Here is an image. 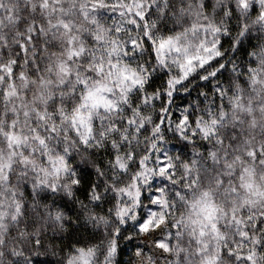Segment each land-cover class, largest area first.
I'll return each instance as SVG.
<instances>
[{"label": "snow or ice", "instance_id": "6c2138e0", "mask_svg": "<svg viewBox=\"0 0 264 264\" xmlns=\"http://www.w3.org/2000/svg\"><path fill=\"white\" fill-rule=\"evenodd\" d=\"M0 264H264V0H0Z\"/></svg>", "mask_w": 264, "mask_h": 264}]
</instances>
